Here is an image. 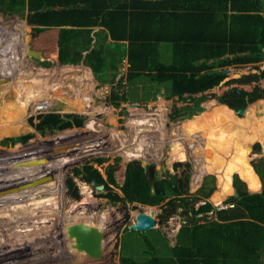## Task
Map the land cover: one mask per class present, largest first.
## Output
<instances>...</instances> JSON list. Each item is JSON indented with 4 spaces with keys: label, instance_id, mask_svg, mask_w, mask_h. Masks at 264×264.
I'll return each instance as SVG.
<instances>
[{
    "label": "trees",
    "instance_id": "trees-1",
    "mask_svg": "<svg viewBox=\"0 0 264 264\" xmlns=\"http://www.w3.org/2000/svg\"><path fill=\"white\" fill-rule=\"evenodd\" d=\"M2 5L6 15L26 13L28 23L48 30L58 29L62 35L85 29V33L65 36L41 29L32 31L29 48L42 53L44 60L39 61L40 67L51 66L48 59L56 61V65L81 63L92 71L97 81L101 78L104 83L110 76L112 81L111 72L116 70L117 62L127 59L125 87L132 91L122 88L125 84L121 83V89L111 94V104L115 106L117 101L149 102L162 93L166 100L172 97L191 100L195 110L200 111L199 104L206 97L194 99L193 96L217 87L227 78L225 69L255 65L264 60V0H0ZM13 24L3 23L0 29L5 31ZM93 28L101 30L92 35ZM16 46L19 52L23 51L19 44L0 50V63L19 62L21 52L14 53ZM118 71L115 74H119ZM260 77H264V70L250 80ZM137 84L141 85L136 88ZM139 90L144 97L136 95ZM237 96L239 93L233 91L230 97L227 94L220 97L219 102L228 109L244 108V98L239 96V101H232ZM37 118L35 128L40 134L79 126L84 121L75 114L48 113L39 114ZM70 118H74V122ZM132 126L137 127L135 123ZM28 137L12 139V145L24 144ZM206 143L212 145L214 141L197 138L193 148L203 149ZM210 145L203 153L215 161H225L226 151L222 146L214 150ZM256 149L259 150L257 144ZM181 153L183 148L175 147V157L163 164L165 172L161 166H156L151 179L143 175V168L136 161L142 160L148 167L144 158H135L126 165L120 186L125 200L155 206L156 202L168 199L169 210L163 220L180 207L186 222L179 228L173 246L165 242L168 257L159 256L158 242H151L143 235L140 242L145 249L137 248L138 252L132 254L124 251L119 264H264V184L256 194L238 188V197L232 199L234 207L218 211L217 220L195 218L210 212L212 205L205 203L194 209L193 205L186 204L188 199L177 198L185 195L187 184V176L178 180L174 170V164L181 162L178 156ZM84 155L80 153L78 158ZM8 169L9 165L5 171ZM114 171L113 166H109L106 179L91 165H85L82 170L77 168L73 173L92 188L103 185L112 189L118 186ZM239 178L248 185L241 174ZM67 186L74 188L78 199L71 180ZM108 198L114 202L121 200L115 193ZM199 220L204 222L199 223ZM129 233L142 235L134 230Z\"/></svg>",
    "mask_w": 264,
    "mask_h": 264
},
{
    "label": "rangeland",
    "instance_id": "rangeland-1",
    "mask_svg": "<svg viewBox=\"0 0 264 264\" xmlns=\"http://www.w3.org/2000/svg\"><path fill=\"white\" fill-rule=\"evenodd\" d=\"M5 17H9L13 22H20L21 25H24L26 13L20 15V17H16L12 14L6 15V13L0 12V18L3 21ZM27 29L30 31V33L32 31H39L38 29L34 28ZM84 30L85 29L78 28L71 32L65 33L64 35H62V31L57 29L44 30V32L54 35L59 34L58 36H65L67 34H75L76 32L85 33ZM11 39L15 42H1L0 45L2 46H0V50L4 48V46L12 47L14 44H19L21 47L20 49H23V51H20L21 57L18 59L19 62H14L15 64H7L5 62L0 63V75H2L4 71H11L12 68L19 69L16 64L31 65L29 67H31L33 70L47 71V76H50L48 83L51 84L48 86V89L51 90L54 89L52 86L56 87L57 85H53V83H59L63 78L66 80L63 82L66 86L71 84V86L77 87L78 89L85 86L83 85V81L84 84L87 83V81L83 79L82 83L77 84V80L80 79V76H83L81 71H83L85 69L84 67H86L81 63L74 65L72 64L73 66L70 65L72 69L80 72V76L75 74L77 72H73V74L67 73L65 75L54 74L55 70L59 68L56 66V64H58L56 61H52L54 66L51 65L47 69L41 68L39 66V61L41 59L36 57L38 55L34 56L36 52L28 49V43H30L32 40L31 36L29 42L26 38L22 40V38L19 36H13ZM18 39L20 42H18ZM20 52L17 46L14 47L15 54H20ZM82 55L85 56V54ZM33 56L35 58H33ZM29 57L31 58L30 60ZM253 66H257V68L255 67L254 69ZM253 66L244 65L242 67H230L227 69L229 71L227 73V78L217 87L210 89L203 94L194 95V99H198L200 96L206 97L199 104L200 111L195 110L194 103L191 100L182 101L178 100L176 97L166 100L162 93L157 94L156 98L154 100H150L149 102H137V100H133L137 103L136 106H127V104H130V102L124 103L122 101H117V106L111 104V94L118 91V89L121 87V83L125 84L124 86L122 85V88L127 86V81L125 82V75L127 74L128 68L127 59H125L124 62H117L115 65L116 70H120L118 71L119 74H115L116 70L112 72L110 70L111 74L113 75L112 81H110L111 76L108 78V81L104 83L102 82L103 80L101 78L99 81H96L95 76L91 72L93 86L89 87L86 94L87 98L82 101L83 106L89 105V109L85 113H78L73 109V107H69L67 102L60 99H47L46 101H43L42 104L37 102L38 105L37 103H31L24 110L20 106H15V104H10L8 106L9 102H13L16 99V91L20 92L22 90L23 92H21V94H30L31 92H35V89L37 88L36 85L39 86V84H43L45 82L41 79L45 77L43 75L45 73L42 72L39 73L38 78H33V81L30 84L29 81H27L26 84L19 83L17 85L18 89L16 90L14 88L4 89L2 86H0V171H5L6 166L10 165L11 162H13L14 165L18 163L24 165L23 162H26L24 158L28 157V154H30L29 152H32L31 154L34 155L36 153L38 155L40 154V157L46 156L47 163L56 170H53L52 172H57V176L61 171H65L62 179L63 195L65 196V199L68 203L71 202L75 205L74 209L72 210H68L61 206L63 208L61 217L67 219V221H63V218L61 219V217H58V212H54V210H52L54 207L50 203H45L43 201V194L40 196L42 199L40 200L41 203L39 204V207L33 209L31 208L30 210H23L22 218H20L21 212L17 211V209L8 211V209L2 207L3 209H1L0 215H6L9 213L11 216H9L7 219L5 216L0 217V222L2 220H7L6 222L11 223L22 221L26 215V220H29V223H31L36 217L37 213L35 211H38L40 218L38 220V225L40 229L38 232H35V230L29 232L30 234L28 233L27 237H25L27 240L22 241V244H17L19 242L17 240L20 238H17L15 232H12L14 231L13 229L9 228V231V229H7L2 222L0 224V264H119V258L124 251L132 254L135 253V251L138 252V250H136L137 248L142 250L145 249L146 246L140 242V239H142L143 235L151 242H158V247H160L158 252L159 256L168 257L169 249L166 248L165 242L168 244V246L174 245L176 241V234L179 228L186 222V217L182 214V208L178 207L174 214H171L167 220H163V215L165 216V212H168L169 210L166 205L168 199L165 201L156 202L155 206H151V209L147 208V204H138L124 199L120 186H122L125 178L126 165L131 160L123 162L121 152L126 149V147H129V143L131 140H133L131 137L132 133L140 134L143 132L147 135L151 134L155 137L154 141H151L145 146L146 152L144 156H141V158H144L143 160L147 161L148 171L146 174L149 179L152 178V172H150L152 165L153 169L156 166H162V164H164L168 158L172 159L175 157L173 155V149L175 147L183 148V153L178 155L181 159V162L174 164V170L178 180L182 176H187V184L184 192L185 195H182L181 197L179 196L177 198L184 197L188 199V201H185L186 204L188 206L193 205L194 209H197L199 206H202L205 203L212 205V210L210 212L198 214L195 216V218H204L205 221H210L211 219L217 220L218 211H227L234 207V201H232V199L238 197V188H240V190H246V192L250 194L260 193L264 184V77H260L259 80H250V78H252L253 75H258L262 70H264V60L262 62L256 63ZM15 72L18 73L19 76H22L20 72ZM107 73H109V71ZM249 75L252 76L250 77ZM247 77H249V79ZM18 79L20 78L15 77V81ZM234 79L237 81L233 82ZM9 83V85L13 86L11 82ZM22 85L28 86L29 90ZM139 85L141 84H137L136 88ZM48 89L44 88L42 90L45 92ZM127 89L128 88L125 87V90ZM65 90L69 92L66 87L63 88V91L68 95ZM128 91H132L131 88H129ZM233 91H236L239 93L240 97L244 98L246 105L244 108H239L237 110L236 108L230 109L232 114L228 115L225 114L223 111L224 107H222L224 105L226 107L227 105L220 103L219 98L223 97L224 95L226 96V94L230 97L233 95ZM136 95L139 97H144V93L140 90L136 92ZM258 95L260 96L257 97ZM239 96H237L235 99L232 98L234 99L232 101H239ZM32 97L37 99L35 95ZM45 99L46 97L42 96V100ZM210 103L211 105H209ZM217 105H221L220 114H217V112L213 110ZM186 107H189V109H186ZM123 110H126L127 112ZM238 110H242L243 113L238 114ZM205 112H208L207 120L213 123V129L218 130L221 129L218 127H222L223 130L221 131H223L225 135L222 133L219 136V134L213 133V136H210L205 132V134L200 136H198L197 133H194L190 135L191 138L188 135H185L184 138H182L180 135L176 134L172 135L180 138L169 140L167 138L164 139L159 137V133L163 134L164 131H170L172 125L174 124L177 127L179 125L181 131H183L182 127L186 121H191L197 117L199 118ZM48 113H58L60 115L75 114L84 118V121L79 126L72 125L69 128L56 130L53 133L49 132L46 134H40L35 128V125L38 123L37 117L39 114ZM225 119H229V121L224 122ZM70 120L74 122V118H70ZM87 121L92 123L90 126L91 128L85 127L84 124ZM133 123L136 124L137 129L132 126ZM23 136H29L26 143H17L12 145V139ZM197 138L212 139L217 144H221V142L234 144L237 142L238 146L235 149L232 147L231 152L222 146V150L227 152L226 157L230 155V158H227L228 161L237 160L239 158L241 151L240 149L243 144L244 148L247 149L248 152L245 162L250 167L252 166L254 172L260 180L261 187L259 191H250L247 188V185L239 178L240 173L237 171L233 172L235 175L233 176L230 190L226 193H223L218 182V177L213 174L214 172L216 173V171L211 170L206 172V169L204 170V168H197L198 159L195 156L197 155L196 152H194L196 148H193L195 147V140ZM80 144L86 145L81 146ZM256 144L259 145V150L256 149ZM58 145H60V147ZM92 145L98 147L91 150V153L85 154L79 158L76 154L75 157L73 154L74 152H72L76 147L77 149L82 148L83 151H86L84 150V147H91ZM209 145L210 144L206 143V145L202 147L203 149H207ZM63 149H66L65 152ZM22 150H24L23 153ZM197 150V153H199L200 156L205 157L201 148H198ZM68 151L71 152L69 153ZM20 152L22 153L21 155ZM66 153H69L67 157L71 156L72 154L73 156L71 157L75 158H73V160L71 159V162L62 161V158H64ZM31 157H28L27 160ZM101 160V163L97 162ZM44 162L46 161L42 160L41 158L38 159L39 164H43ZM138 162L143 168L144 164L142 160H138ZM85 165H91L93 168H96V170L103 177H106L107 168L109 166H113L115 170L114 178L116 185L118 186H114L112 188L113 190L106 187H103L101 190H97L98 188H91L92 197L90 198L81 195L80 186L78 184L81 181L83 182V180L81 177L75 175L73 171H75L77 168L84 167ZM256 169L260 170L261 173L257 172ZM52 172V177L50 178L51 180L54 177ZM29 173V170H25L20 172L19 175H24L26 177V175ZM44 173L39 176L43 178L38 179L48 182V178L50 176L47 175V177H45ZM236 173L238 175H236ZM261 175H263V178ZM12 180L13 182H11ZM68 180H71L73 185L76 187L78 199L75 197L74 188L67 186ZM19 182L16 181V178H9V176L4 174L0 175V188L10 187L9 189H12L19 185ZM24 182L25 181L20 183L21 187L25 186ZM46 187L48 186L39 188V191H42L43 193L46 190ZM18 193L15 191L5 193L0 192V195H3L0 198V205L3 204V202L22 201L24 196L21 192L20 198ZM111 193H115L119 198H121V200L114 202L113 199H109L108 197ZM27 195L28 196L25 205L27 208H29L31 206H28V202L29 198H31L30 195L32 194L29 195L28 193ZM83 199H85V201H83ZM56 200H59V198ZM81 201L84 203L82 202L83 204H80ZM18 204L19 202L13 203L11 205L12 207H15L18 206ZM151 210L154 211V220L156 223L155 228L146 232H139L142 234L141 236L136 233H129L131 232L129 227L135 222L137 213H149ZM188 215H190V213ZM69 216L73 217L74 219L70 218ZM75 217L77 219H75ZM58 218L59 222L57 223ZM86 219H91L94 221V223L96 221L102 222L104 225L102 232L104 244L103 248L101 249V256L98 258H92L88 257L86 254L83 255L82 253H77L75 250L76 248H74L72 245L73 240H71V238L66 234L67 227H62V225L66 222L77 220L80 222ZM203 222L204 221L199 220V223ZM125 229H127V231ZM7 237H9V239ZM25 238H23V240ZM36 241L39 242L36 243ZM68 249L71 252L73 251L72 256H69V254L71 255V252L68 254ZM137 252L135 256L139 255ZM40 257H44V261L40 260ZM72 257L74 258L72 259Z\"/></svg>",
    "mask_w": 264,
    "mask_h": 264
},
{
    "label": "bare ground",
    "instance_id": "bare-ground-1",
    "mask_svg": "<svg viewBox=\"0 0 264 264\" xmlns=\"http://www.w3.org/2000/svg\"><path fill=\"white\" fill-rule=\"evenodd\" d=\"M10 22L14 23L11 27L6 29L5 31H1V29H0V43L4 42V41L15 42L14 40L11 39L13 36H19V37L22 38V40L24 38H26L28 40V42H29V39H30L31 35H30V32L28 31L27 27L25 26V23H24V25H21L20 22H16V21L13 22L12 20H10L9 17H5L4 21L0 18V25H2L3 23H10ZM18 33H20L21 36ZM18 42H20L19 39H18ZM16 43H17V41H16ZM0 46H2V45H0ZM28 48H29V43H28ZM34 56H36V55H34ZM36 57L40 58L39 56H36ZM50 63H51L52 66H54L53 62H50ZM16 65H17V67L19 69L12 68L11 71H4L3 74L0 75V86H2V88H4V89L14 88L16 90V89H18L17 85L19 83L26 84V82L29 81V84H30L33 81V78H38L39 77V73H41V72L45 73V74H43L45 77L41 78L45 82L43 84H39V86L36 85L37 88L35 89V92H33V93L31 92L30 94H28V93L27 94L26 93L21 94V92H23L22 90L20 92L16 91L17 92L16 99L13 102H9L8 106L10 104H15V106H20L24 110L31 103L39 102V104L40 103L42 104L43 101H46L47 99H49V100L50 99H60V100H64L65 102H67L69 104V107H73V109L75 111H77L78 113H85L89 109V105H86V106L82 105V101L87 98L86 94L88 92L89 87L93 86V79H92V75H91L92 71L90 72V70L88 68L84 67L85 69L83 71H81L83 76H80L81 75L80 72H78L77 70L72 69V67H70L71 64L56 65L59 68H57L55 70L54 74L65 75L67 73L68 74H73V72H77L75 74L80 76V79L77 80V84L78 83H82L83 79H85L87 81V83L84 84V81H83V85H85V86L83 88H79L78 89L77 87L71 86V84L66 86L63 83L66 80H65V78L62 77L63 79L59 83H55V84H57L56 87L52 86L54 89L51 90V89H48L49 88L48 86H50L51 84L48 83V79H49L50 76H47L48 75V73H46L47 71H44V70H33V69H31V67H29L31 65H18V64H16ZM73 65H71V66H73ZM83 66H85V65H83ZM41 68H43V67H41ZM47 68H49V67H47ZM47 68H45V69H47ZM15 71L20 72L22 76H19V74L16 73ZM14 73H16V74H14ZM51 75H52V73H51ZM13 77H14V79H13ZM15 77L16 78H20V79L15 81ZM9 82H11V84H13V86L9 85L10 84ZM47 84H49V85H47ZM45 85H47V86H45ZM19 86H21V85H19ZM22 86L25 87L26 89H28V86H24V85H22ZM65 87L69 91V92H67L65 90L66 93H68V95L65 94L64 91H63V88H65ZM44 88L48 89V90L44 92V90H42ZM80 92H81V94H80ZM88 94H90V93H88ZM34 95L37 97V99L32 97ZM42 96L46 97V99L42 100ZM37 105H38V103H37ZM209 105H211V103ZM222 107L225 108V105L222 106ZM213 110L216 111L217 114H220L221 105H217ZM207 117H208V112H205L199 118L198 117L196 119L192 118L193 120L186 121L185 124L182 127L183 131H181V129H180L178 124H177L178 127L174 124V125H172L170 131H164L163 134L159 133V137L160 138H164V139L167 138L169 140H172V139L180 138V137L173 136L174 134L180 135L182 138H184L185 135H188L190 137V135H192L194 133H197L198 136H200L202 134H205V132L208 133V135H210V136H213V133L219 134V136H220V134L224 133L223 131H221V130H223L222 127H218V128H221V129L214 130L213 129L214 128L213 127L214 126L213 123L208 121ZM91 124H92L91 122L87 121L84 125H85L86 128H89L91 126ZM125 135H126V132H125ZM223 135H225V133ZM131 137H132L133 140H131V142L129 143V147H126V149H124L121 152L122 153L121 157L123 159V162L129 161V160L132 161V160H134L133 158L144 156V154L146 152L145 146L148 143H150L151 141L155 140L154 139L155 137L153 135H151V134L147 135L146 133H143V134L140 133V134H134V135L131 134ZM57 140H58V138H57ZM121 140H122V137H121ZM80 145L83 146V145H86V144H80ZM58 146L60 147V145H58ZM97 147L98 146H95V145L94 146L92 145L91 147H89V146L88 147H84V150H86V151H83L82 148H80V149L78 148L77 149V147L76 148L74 147L75 149L72 152H74L73 153L74 156L76 154L77 157H78L80 153L89 154V153H91V150L96 149ZM225 147L229 148V144H225ZM89 148H90V150H89ZM63 150L65 152L66 149H63ZM240 150H241L240 151V156H239V158L237 160L214 161V160H207L206 158L200 156V154L197 153L198 150L195 149L194 152H196V154H197L195 156L198 159L197 168L198 169L204 168V170L207 169V170L216 171V173L218 175V178H219V184L221 186V189H222L223 193H226L227 191L230 190L231 183H232V176L234 175L233 172H237V171L241 174L242 178L245 181L249 182V184L251 186V190L250 191L258 192L259 191L258 179L256 178L252 167L247 165V163L245 162V159H246L247 154H248L247 149H245L244 146H242ZM23 152H24V150H22V153ZM22 153H20V155ZM29 153L30 154H28V157H31V156L32 157L29 158L28 160H27L28 157H25L24 160H26V162H23L24 165H22L20 163L14 165L13 162H11V164H10L11 168L13 169V172H14V179L16 178V181H18V182L21 180L19 182V185L15 186L12 189H9L10 187H1L0 188V190H1L0 192L1 193L14 192V191L16 193L19 192L18 195H19L20 198H21V192H22V195L24 196V198H23L22 201L19 200V201L3 202V204H1L2 206L0 205V212H1V209H3L2 207L8 209V211H12L14 209H17V211L21 212L20 213L21 214L20 218H22L23 217V214H22L23 210H27V209L30 210L31 208L33 209V208H38L39 207V204L41 203L40 200L42 199L40 196L43 194V196H42L44 198L43 201L45 203H50L54 207L52 210H54V212L57 211L58 212V217L60 218L62 216L61 213L63 212V208H66L68 210H72L75 207V205L73 203H71V202L68 203L66 201V199H65V196L63 195V183H62L63 180L62 179H63L65 171H61L59 173V175L57 176V172H55V173L52 172L53 170L54 171H56V170L50 164L47 163L46 156L40 157L39 156L40 154L38 155L36 153L34 155V154H31L32 152H29ZM39 153H41V152H39ZM69 153L65 154L64 158H62V161L71 162V159L73 160V158L76 157V156L75 157H71V156H73L72 154H71V156H69L70 158L67 157ZM40 158L42 160H45L46 162H44L43 164L42 163L39 164L38 163V159H40ZM123 165H124V163H123ZM80 169L82 170L83 167H81ZM161 169H162L163 172H165V166L163 164L161 166ZM25 170L26 171L29 170L30 171V173H29L30 175L28 174V175H26V177L24 175H19L20 172L25 171ZM152 171H153V165L150 168V172H152ZM51 172L53 173V176H54L52 180L50 179L52 177ZM43 173H44L45 177H47V175L50 176L48 178L49 179L48 182H44L43 180L38 179V178H43V177H39ZM214 175H216V174H214ZM103 178L106 179V177H103ZM23 181H25L24 182L25 186L21 187L20 183L21 182L23 183ZM11 182H13V180ZM11 182H10V185H11ZM49 185H51V186H49ZM78 185L80 186L81 195H83L85 197H89V198L92 197L91 196V194H92V189L91 188L92 187L89 184H87L84 181L83 182L81 181V182H79ZM45 186H48V187H46V190L43 193H42V191H39V188H43ZM103 187H104L103 185H99V186L95 187L94 189L98 188L97 190H101L100 188H103ZM23 190L26 191L27 193L24 192ZM28 193H29V195L30 194L33 195V196L30 195L31 198H29L28 206H31L29 208H27L26 205H25ZM8 194H10V193H8ZM5 195H7V194H5ZM2 196L3 195H0V198ZM57 198H59V200H56ZM31 200H32V202H31ZM83 201H85V199H83ZM83 201H81L80 204H83L84 203ZM18 202H19L18 206L12 207L11 204L18 203ZM147 208L151 209L152 207L151 206H147ZM35 212L37 213L36 217L31 223H29V220H26V215H25V218L22 221H17V222H12L11 223V222H6L7 220L6 221L2 220L0 222V224L3 222V225H5V227L7 229H9V228L13 229L14 231H12V232H15L17 238H20L19 240H17V241H19L17 244H19V243L22 244V241H26L27 240V238H25V237H27V234L29 232H32L34 230H35V232H38V230L40 229V227L38 225V220L40 219L39 215H38V211H35ZM3 216H5L6 219H7L9 216H11V214L8 213L6 215H0V217H3ZM89 216H88V218H89ZM69 217L74 219L71 216H69ZM28 218H29V214H28ZM59 218L57 220V223L59 222ZM62 218L63 217H61V219ZM75 219H77V218L75 217ZM62 220L63 221H67V219H64V218ZM42 222H43V220H42ZM57 223H56V225H57ZM66 223H64L62 225V227L63 228L67 227L66 228L67 229L66 234H67V236H69L71 238V240H73V244L72 245H73L74 248H76L75 250H76L77 253H82L83 255L84 254L87 255L86 252H84L83 250L80 249V247L78 246V244L75 241L74 236L72 235V232H73L75 226H78V228H80V229L82 228L83 230H86V231L92 229L99 236V239H100V242H101V249L103 248L104 238H103V233L102 232H103V226L104 225H103L102 222L96 221L94 223L93 220L86 219V220L80 221V222L77 220V221H71V222H66ZM29 224H31V225H29ZM10 229H9V231H10ZM42 234H45V233H42ZM7 238L9 239V237H7ZM7 238H5V239H7ZM23 238H25V239L23 240ZM13 240H14V238H13ZM37 242H39V241H36V243ZM13 250H15V249H13ZM67 252L69 254L71 251H69V249H68ZM72 254H73V251L71 252V255L69 254V256H72ZM73 258L74 257H72V259ZM39 259L44 261L43 260L44 257H40ZM21 261H24V260H21ZM42 261H40V262H42Z\"/></svg>",
    "mask_w": 264,
    "mask_h": 264
},
{
    "label": "water",
    "instance_id": "water-1",
    "mask_svg": "<svg viewBox=\"0 0 264 264\" xmlns=\"http://www.w3.org/2000/svg\"><path fill=\"white\" fill-rule=\"evenodd\" d=\"M4 7H5L4 5L0 6V12L4 11ZM12 15L16 17L19 16L18 14H12ZM25 26L27 28L45 30L43 26L30 24L28 23L27 20H25ZM223 72L227 74L229 71L224 70ZM129 106H135V104H131ZM242 113H243L242 110H238V114H242ZM143 168H144L143 175L146 177L147 167L143 166ZM155 224L156 223L154 220L153 210H151L149 213L139 212L136 215L135 222L129 227V229L137 231V232H146V231L154 229ZM72 235L74 236L75 241L80 247V249L86 252L89 257L98 258L101 256V242H100V239L97 233H95L92 229L86 231V230H83L82 228L81 229L78 228V226H75L72 232Z\"/></svg>",
    "mask_w": 264,
    "mask_h": 264
},
{
    "label": "flooded vegetation",
    "instance_id": "flooded-vegetation-1",
    "mask_svg": "<svg viewBox=\"0 0 264 264\" xmlns=\"http://www.w3.org/2000/svg\"><path fill=\"white\" fill-rule=\"evenodd\" d=\"M19 15V14H18ZM19 17H20V15H19ZM251 66H253V65H251ZM255 67L257 68V66H253V68L255 69ZM264 82V81H263ZM55 83H53V85H54ZM263 86H264V84H263ZM224 112H225V114H228V115H231L232 114V112H231V110L230 109H228L227 107H225L224 108V110H223ZM231 117V116H230ZM227 121H229V119H225V121L224 122H227ZM210 140H212V139H210ZM224 144V145H223ZM225 144H229V143H223V142H221V144H217L215 141H214V144H212V145H210V147L212 148V149H214V150H216L219 146H224L225 147ZM258 145V144H257ZM238 145H237V142H235L234 144H229V148H227L228 150H229V152H231V148L232 147H234V149L237 147ZM242 146H243V144H242ZM259 146V145H258ZM215 147V148H214ZM226 148V147H225ZM21 153V152H20ZM202 153H203V149H202ZM226 153L227 152H225V154H224V158L226 159V161H228L227 160V158H230L229 156L230 155H228L227 157H226ZM203 155L208 159V160H214V159H211V158H209L205 153H203ZM204 157V158H205ZM137 158H141V157H137ZM133 159H135V158H133ZM215 161V160H214ZM252 167V166H251ZM253 169V168H252ZM207 171H211V170H207L206 169V172ZM253 172H254V170H253ZM215 173V172H214ZM2 174H4V175H6V176H9V178H14V172H13V169L11 168V165H9V169H8V172H6V171H0V175H2ZM217 174V173H216ZM254 174H255V176H256V178L258 179V184H259V189H260V186H261V184H260V180H259V178L257 177V175H256V173L254 172ZM11 176V177H10ZM217 177H218V175H217ZM218 182H219V178H218ZM247 182V181H246ZM247 185V184H246ZM247 187H248V189L249 190H251V186H250V184H249V182H248V185H247Z\"/></svg>",
    "mask_w": 264,
    "mask_h": 264
},
{
    "label": "crops",
    "instance_id": "crops-1",
    "mask_svg": "<svg viewBox=\"0 0 264 264\" xmlns=\"http://www.w3.org/2000/svg\"><path fill=\"white\" fill-rule=\"evenodd\" d=\"M263 14H264V12H263ZM58 30V29H57ZM99 30H101V28H93L92 29V35L96 32H99ZM108 39V41H110V39H109V37L107 38ZM126 44V43H125ZM29 49V48H28ZM29 50H31V49H29ZM31 51H33V50H31ZM33 52H36L35 53V55H38L41 59H44L43 58V56H42V53L40 52V51H33ZM125 60V59H124ZM47 61H49V62H52V60H50V59H48ZM124 62V61H123ZM86 68H88V67H86ZM89 69V68H88ZM90 70V69H89ZM90 72H91V70H90ZM200 116V115H199ZM143 133V132H142ZM132 134H134V133H132Z\"/></svg>",
    "mask_w": 264,
    "mask_h": 264
},
{
    "label": "clouds",
    "instance_id": "clouds-1",
    "mask_svg": "<svg viewBox=\"0 0 264 264\" xmlns=\"http://www.w3.org/2000/svg\"><path fill=\"white\" fill-rule=\"evenodd\" d=\"M27 20V19H26ZM45 30H48V29H45ZM225 70H227V69H225ZM126 103H128V102H126ZM136 102H130V104H127V106H129V105H131V104H135ZM137 105V103L135 104V106ZM123 111H126V110H123ZM127 112V111H126Z\"/></svg>",
    "mask_w": 264,
    "mask_h": 264
}]
</instances>
